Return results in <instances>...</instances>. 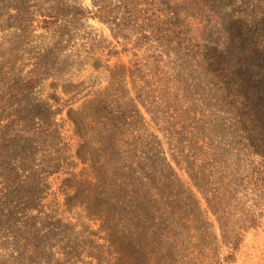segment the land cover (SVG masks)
Segmentation results:
<instances>
[{
    "label": "rangeland",
    "instance_id": "1",
    "mask_svg": "<svg viewBox=\"0 0 264 264\" xmlns=\"http://www.w3.org/2000/svg\"><path fill=\"white\" fill-rule=\"evenodd\" d=\"M104 1L0 0V262H18L28 240L39 256L24 264H148L143 251L155 264H264V195L201 58L114 22L30 24L33 10L71 17ZM159 2L191 42L217 46L264 106V0Z\"/></svg>",
    "mask_w": 264,
    "mask_h": 264
},
{
    "label": "trees",
    "instance_id": "2",
    "mask_svg": "<svg viewBox=\"0 0 264 264\" xmlns=\"http://www.w3.org/2000/svg\"><path fill=\"white\" fill-rule=\"evenodd\" d=\"M203 1V0H199ZM214 2L219 0H212ZM94 10H77L70 17L63 7H53L52 11L33 10L28 13L30 21L34 28L43 31L53 30L66 21H83L84 19H98L101 22H114L125 28L138 31L145 41L153 40L163 44L177 42L185 44L186 54L196 56L203 61L206 70L211 74V81L220 85L221 100L227 104L234 116L238 128L245 140V149L251 155L249 156L247 176L251 184L255 186V190L264 195V106L261 95L254 89L252 83L242 78L236 73V69L232 66L225 65V56L217 53V46L208 45L207 43H193L187 36L186 30L182 25H175L172 21L170 10L161 6L159 0H107L101 4H97ZM212 8V7H211ZM203 42V41H202ZM187 43V45H186ZM214 49H213V48ZM15 129L16 134L26 137L31 136L25 128ZM55 128L46 126L39 132L45 134L52 133ZM37 133L34 131L33 134ZM152 186H155L161 196L164 198L169 194L163 186L159 185L156 177L151 173L146 175ZM31 181L30 177H27ZM145 193V191H143ZM166 205L169 207L172 215L178 219L181 225L188 224L185 217L183 205L171 199H165ZM153 216V213H149ZM160 225L166 231L167 235L176 238L180 235L168 218L160 217ZM254 220L250 221L249 226L254 227ZM231 249L235 251L239 236H235ZM22 256L17 261H1L0 264H24L21 261L38 257V251L33 243L26 241L22 248ZM142 252V251H141ZM147 257L148 264H155L151 253L143 251ZM184 260L190 264H223L214 261L213 257L206 256L204 260L196 258L184 257ZM228 261L224 262L227 264Z\"/></svg>",
    "mask_w": 264,
    "mask_h": 264
}]
</instances>
